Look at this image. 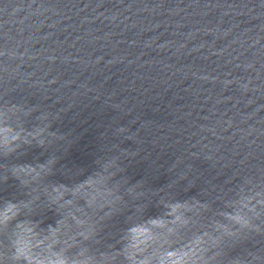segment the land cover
<instances>
[{
    "label": "water",
    "instance_id": "95a60500",
    "mask_svg": "<svg viewBox=\"0 0 264 264\" xmlns=\"http://www.w3.org/2000/svg\"><path fill=\"white\" fill-rule=\"evenodd\" d=\"M5 103L31 112L29 130L47 115L58 138L0 157V201L26 198L7 169L55 156L46 183L72 186L116 159V179L142 186L104 225L103 246L162 214V196L218 210L241 183L264 181V0H0ZM258 249L264 236L227 258Z\"/></svg>",
    "mask_w": 264,
    "mask_h": 264
},
{
    "label": "clouds",
    "instance_id": "9594fccd",
    "mask_svg": "<svg viewBox=\"0 0 264 264\" xmlns=\"http://www.w3.org/2000/svg\"><path fill=\"white\" fill-rule=\"evenodd\" d=\"M30 114L22 106L0 104V157L58 138L49 131L47 115L41 126L25 128L22 116ZM56 162L53 156L7 169L26 198L0 201V264H264L260 249L227 258V249L264 236V181L241 183L218 210L196 198L162 196V214L133 220L117 244L103 246L104 225L126 205L125 196L145 195L142 186L125 187L116 179L122 171L116 159L98 161L97 171L72 186L46 183ZM45 210L57 215L55 225L45 227L36 218Z\"/></svg>",
    "mask_w": 264,
    "mask_h": 264
}]
</instances>
